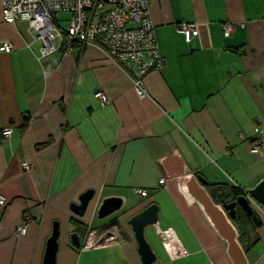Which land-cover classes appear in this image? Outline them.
I'll return each mask as SVG.
<instances>
[{
  "label": "crops",
  "instance_id": "crops-1",
  "mask_svg": "<svg viewBox=\"0 0 264 264\" xmlns=\"http://www.w3.org/2000/svg\"><path fill=\"white\" fill-rule=\"evenodd\" d=\"M62 15L58 21L67 23ZM149 16L162 68L145 76L147 97L139 99L131 73L99 48L40 58L41 40L25 22H3L0 0V44L12 45L0 52V264H42L54 222L55 264H142L126 222L153 203L158 221L145 237L160 256L155 264H233L177 172L199 175L208 193L245 192L264 179V0H152ZM228 22L235 28L224 37ZM182 23L197 26L189 42L177 32ZM98 89L110 100L104 108L94 98ZM6 126L13 129L8 139ZM257 139L261 150L253 153ZM136 188L149 196L140 199ZM91 189L93 202L76 216L71 205ZM110 196L122 198V208L98 219L100 201ZM256 205L260 224L248 225L239 242L246 264H264V209ZM112 224L120 245L81 251L70 243L72 233L82 240ZM168 228L187 256L173 261L165 253L157 229Z\"/></svg>",
  "mask_w": 264,
  "mask_h": 264
},
{
  "label": "built area",
  "instance_id": "built-area-1",
  "mask_svg": "<svg viewBox=\"0 0 264 264\" xmlns=\"http://www.w3.org/2000/svg\"><path fill=\"white\" fill-rule=\"evenodd\" d=\"M152 0H1L2 20L8 24L25 22L34 31L35 38L41 40L40 58L62 49L71 53L75 46H93L102 50L106 56L125 74L131 73L133 90L139 99L147 97L144 87L145 76L162 68V59L156 42L154 25L149 16V5ZM69 15L68 27L63 30L57 26L58 14ZM224 37H228L235 24L228 22L222 25ZM177 32L186 42L198 35L195 24H178ZM58 41V46L54 44ZM10 43L0 44V52L8 53ZM94 98L104 108L110 100L101 90H95ZM12 127L1 129V135L9 138ZM262 139H257L252 146L253 153L261 150ZM24 171H29L27 162L22 163ZM166 178L159 179L164 185ZM134 194L146 199L149 191L136 188ZM5 198L0 195V205ZM252 209L257 206L249 198ZM29 216L14 230L15 237L26 233V222ZM158 237L168 257L175 261L187 256L171 229L158 230ZM122 236L116 225L86 232L80 241V250L88 251L102 246L122 244ZM170 247V250L168 249Z\"/></svg>",
  "mask_w": 264,
  "mask_h": 264
},
{
  "label": "water",
  "instance_id": "water-1",
  "mask_svg": "<svg viewBox=\"0 0 264 264\" xmlns=\"http://www.w3.org/2000/svg\"><path fill=\"white\" fill-rule=\"evenodd\" d=\"M179 187L184 194L192 198L208 218L213 228L227 245V253L233 264H246L244 254L239 245L238 231L234 224L237 207L242 212L252 215L254 210L250 206L248 199L264 209V179H262L253 188L245 191L244 194L236 197L234 200L221 199L216 203V194L208 193L205 189L207 183L199 175L184 174L182 169L177 172ZM95 198L94 190H86L78 199L77 204L71 205V211L78 217H83L90 204ZM123 205V200L117 196L103 198L96 210L98 219L107 218L118 212ZM158 206L153 203L143 210L131 216L126 224L131 229L137 245V253L142 264H155L157 256L145 237V229L149 226H155L158 221ZM58 223L52 225L51 234L46 241V247L42 264H55L58 252ZM80 236L77 233L70 234L71 245L80 248Z\"/></svg>",
  "mask_w": 264,
  "mask_h": 264
},
{
  "label": "trees",
  "instance_id": "trees-1",
  "mask_svg": "<svg viewBox=\"0 0 264 264\" xmlns=\"http://www.w3.org/2000/svg\"><path fill=\"white\" fill-rule=\"evenodd\" d=\"M45 145L46 144H43L42 147ZM211 193L216 194V203H219L221 201V199L234 200L236 197L243 194V192L240 189H234V188H231L230 191H227V190L222 189V188L216 189V190L212 191ZM232 223L234 224V226L238 230V233H239L238 240L241 243L245 239L246 227L248 225H254L255 227L259 226L260 221L255 216L254 213L252 215L245 214L244 212H242V210L239 207H237L236 217Z\"/></svg>",
  "mask_w": 264,
  "mask_h": 264
},
{
  "label": "rangeland",
  "instance_id": "rangeland-1",
  "mask_svg": "<svg viewBox=\"0 0 264 264\" xmlns=\"http://www.w3.org/2000/svg\"><path fill=\"white\" fill-rule=\"evenodd\" d=\"M61 14V15H60ZM58 14V17L60 19L61 18H65V15L63 16L62 13ZM57 26H59L61 29L65 30L67 27H68V24L67 23H62L60 21L57 20L56 22ZM54 44H57V42L55 41ZM210 193V192H209ZM239 235V234H238ZM166 253V252H165ZM167 254V253H166ZM157 257L160 258L159 254H157ZM177 264H180V263H177Z\"/></svg>",
  "mask_w": 264,
  "mask_h": 264
},
{
  "label": "bare ground",
  "instance_id": "bare-ground-1",
  "mask_svg": "<svg viewBox=\"0 0 264 264\" xmlns=\"http://www.w3.org/2000/svg\"><path fill=\"white\" fill-rule=\"evenodd\" d=\"M186 198L190 201L193 202L192 198H190L187 194H185ZM168 249L170 250V247L168 246Z\"/></svg>",
  "mask_w": 264,
  "mask_h": 264
},
{
  "label": "flooded vegetation",
  "instance_id": "flooded-vegetation-1",
  "mask_svg": "<svg viewBox=\"0 0 264 264\" xmlns=\"http://www.w3.org/2000/svg\"><path fill=\"white\" fill-rule=\"evenodd\" d=\"M112 225H116L117 226V224H112ZM111 226V225H110ZM118 227V226H117Z\"/></svg>",
  "mask_w": 264,
  "mask_h": 264
},
{
  "label": "clouds",
  "instance_id": "clouds-1",
  "mask_svg": "<svg viewBox=\"0 0 264 264\" xmlns=\"http://www.w3.org/2000/svg\"><path fill=\"white\" fill-rule=\"evenodd\" d=\"M245 192H243V194H244ZM248 202H249V199H248Z\"/></svg>",
  "mask_w": 264,
  "mask_h": 264
}]
</instances>
